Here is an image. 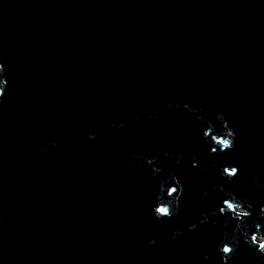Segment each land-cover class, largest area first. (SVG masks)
Returning <instances> with one entry per match:
<instances>
[{
    "label": "water",
    "instance_id": "obj_1",
    "mask_svg": "<svg viewBox=\"0 0 264 264\" xmlns=\"http://www.w3.org/2000/svg\"><path fill=\"white\" fill-rule=\"evenodd\" d=\"M0 63V264H219L224 191L258 219L264 0H0ZM170 174L180 211L157 220ZM228 264L264 255L241 240Z\"/></svg>",
    "mask_w": 264,
    "mask_h": 264
},
{
    "label": "clouds",
    "instance_id": "obj_2",
    "mask_svg": "<svg viewBox=\"0 0 264 264\" xmlns=\"http://www.w3.org/2000/svg\"><path fill=\"white\" fill-rule=\"evenodd\" d=\"M8 80L5 74V68L2 63H0V99L5 95V90L7 88ZM188 108V105H184ZM216 119L222 124V135L214 134L211 136V140L215 142L221 152L226 149H230L234 146L235 132L231 127H229L227 120L224 118L222 113H217ZM208 129L204 131L202 138H207L209 132L212 131V126L208 121ZM94 134L89 133V139H94ZM211 151L215 153L216 148H212ZM155 158L147 159V164L154 165ZM193 167H198L199 162L195 159L192 162ZM161 171L160 168L153 166L152 175L156 176L157 173ZM238 168L235 165H226L223 167L221 176L226 177L229 181L237 174ZM254 183H256L254 181ZM221 191H224L221 189ZM183 195V185L180 183L178 177L175 174H170L162 179L158 180V191L154 198V203L152 205V214L155 219L161 220L165 218H171L175 216L180 211V199ZM224 197L222 199V204L218 209L212 210L209 215L217 216L228 214L231 219L235 220L236 223L232 228L231 234L227 231L224 232L220 244L217 245V253L219 255V264H228L229 258L237 250L240 245L241 240L248 245L249 248H255L256 252L264 255V205L260 206L258 212V219L248 221L252 215L253 205L248 201L236 196L231 191H224ZM208 216H204L201 221L206 222ZM215 223V220H213ZM196 227L195 224L189 226V230ZM179 235L178 231H173L172 236L175 238ZM149 244L155 243L154 240H149ZM207 259V257H205Z\"/></svg>",
    "mask_w": 264,
    "mask_h": 264
}]
</instances>
